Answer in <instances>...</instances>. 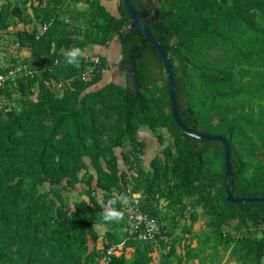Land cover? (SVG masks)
Returning <instances> with one entry per match:
<instances>
[{
  "label": "trees",
  "instance_id": "1",
  "mask_svg": "<svg viewBox=\"0 0 264 264\" xmlns=\"http://www.w3.org/2000/svg\"><path fill=\"white\" fill-rule=\"evenodd\" d=\"M38 1L29 16L22 14L21 5L0 11V33L35 21L31 32L16 33L14 41L19 50H30V58L13 62L0 73L16 64L36 73L33 78L21 75L9 81L0 92V260L90 264L98 256V264L108 246L100 254L90 251V244L98 239L95 227L117 225L104 220L105 204L114 198L121 204L131 187L142 196L143 210L161 224L164 213L184 217L191 201L209 219L215 253L219 248L226 253L233 249L236 264H264L263 241L235 239L225 231L233 223L244 227L264 220V203L228 202L224 145L187 136L174 120L171 101L163 106L165 95L170 100L163 60L140 29L126 33L132 18L123 1L120 18L108 12L102 0ZM70 2L88 5L84 27L61 22L60 8ZM133 4L139 14L158 6L164 15L149 30L172 62L182 123L194 132L227 139L235 198H264V0H235L231 8L223 0H133ZM11 19L17 21L10 23ZM46 23L51 26L39 35ZM117 38L120 66L133 64L137 90L109 83L91 91L108 66L101 58V73L91 83H82L80 75L89 66L85 52L90 46L109 47ZM205 40L233 44L221 60L213 61L196 47ZM73 48L84 53L78 68L65 59ZM70 79L75 83L67 85L63 95L51 88ZM36 84L38 99H32ZM14 103L19 110L12 108ZM152 139L168 146L146 170L143 158ZM85 159L94 164L96 174L79 180L88 169ZM212 161L221 165L216 177L211 174ZM66 180L71 187L84 183L87 191L94 192H88V201L76 203L72 212L60 190ZM45 184L54 188L50 203L46 195L37 194V187ZM98 192L108 197L106 203L98 199ZM158 194L165 198L164 209L156 200ZM164 233L159 239L161 250L166 248ZM107 236L110 245L119 244L113 233ZM128 241L135 250L131 264H152L154 245L131 236ZM137 243L142 247L134 246ZM184 260L200 261V257L189 247ZM114 264H125V258L116 256Z\"/></svg>",
  "mask_w": 264,
  "mask_h": 264
},
{
  "label": "rangeland",
  "instance_id": "2",
  "mask_svg": "<svg viewBox=\"0 0 264 264\" xmlns=\"http://www.w3.org/2000/svg\"><path fill=\"white\" fill-rule=\"evenodd\" d=\"M223 1L226 8H231L235 3V0H223ZM38 2H39L38 0H0V11L3 7H8V5L11 6L17 5V7L21 5L24 7L23 10L24 13L22 14L25 16H29L27 12L29 11L31 14H34V8L38 5ZM77 8H78L77 4L72 2L68 4L65 3L64 5H62V7L60 8L61 22H64L69 25H73L76 28L84 27L86 20L89 18V14L87 12L88 10L79 11ZM107 11L109 12V10ZM15 21H16L15 19H11L9 22L14 23ZM15 30L16 29H11L9 30L10 32L6 34L7 36L11 37L7 40L9 41V44L12 45L15 44L14 42L15 41L14 39L16 37ZM0 39L6 40L5 38H0ZM232 44L233 43L229 45H222L215 43L211 40H205L198 42L196 47L198 50L210 56V58L213 61H219L230 50ZM9 48L11 47L9 46ZM93 50L94 49L92 47H89L86 50V53H91L93 52ZM106 55H107L106 56L107 59L103 58V60L106 62L108 69L106 70V73L103 74L101 81L98 84H96L91 91L99 90L109 83H114L124 87H129L126 74L124 71L121 70V66H120L121 43L119 38H117L111 44L110 52L107 51ZM14 57L15 56L13 55L12 48L10 49V52L1 51L0 69L11 66L12 65L11 60L18 59ZM38 95H39L38 84H36L30 96L32 99H38ZM17 98L18 97H16L15 99L17 100ZM162 102H163V106H167L168 103L170 102L168 96L165 95L163 97ZM12 108H16L18 110L20 109L18 105H16L15 103L12 105ZM0 109L2 110L3 106H0ZM142 132L148 133L146 129H143ZM162 133H167V132L162 131ZM152 140L153 141H150L151 145L146 150L143 158L146 170H149V165L152 159L160 155L164 156L163 151L168 146V142L163 145H160L156 139H152ZM21 153L23 154L25 152H21ZM121 153L122 151L120 150L116 151V154L118 156H120ZM84 161L88 167V169L86 170L88 174H85L86 171L81 172L79 174L80 175L78 178L79 180L84 178L86 179L87 175L89 174H93V175L96 174L94 169V164H92L88 159H85ZM0 167H2L1 162H0ZM103 167L107 168L106 162H103ZM220 167L221 165L219 163H216L215 161L210 162L211 174L213 177H216L218 175ZM120 169L122 171H125L126 168L121 165ZM13 183H15V181ZM83 185L84 183L79 184L75 187H71V183L67 180L60 185V190L63 192L62 196L68 198L70 202V206H71L70 212L73 211L74 208L73 206L76 203H79L81 201H88V197L85 195H87L89 191H87ZM33 186L34 185L31 182V184H29V187L32 188ZM36 190L38 195L40 194L46 195L45 200L47 201V203H50L55 199L54 188H52L48 184L38 186ZM93 193L94 192L90 190L89 194L93 195ZM2 195L3 194H0V198L2 197ZM98 199L106 203L108 197L102 196L101 192H98ZM109 201H107L108 205L105 204L106 212L108 211ZM164 205H166V202H163V204H161L162 207H164ZM111 207L116 208L114 205H112ZM187 207H188V211L186 212L185 216L182 218L176 217L174 213L163 214L165 218L163 217L162 224L165 232L163 233L166 236V240H165L166 248H163V250H161L157 254L156 258L152 260V264H180V260H182L181 264H236L235 258L231 256V252L233 249L230 250L228 253L222 250V248H219L217 253H215L212 250L214 246L215 237L213 231L208 227L209 219L207 215L204 214L201 209L198 210L194 209L191 201L187 202ZM187 230H191L192 233L191 234L186 233L185 231ZM225 231L226 233L231 234L232 237L235 239H240L242 236H247L253 239H259L264 242V220L258 222L255 225L247 224L244 227H240L238 226L237 223H233L228 228H226ZM134 246L137 247L141 245L140 244L138 245L137 243V245ZM189 247H192V249H195L197 251L200 257V261L189 262L184 260V255L188 251ZM133 256L135 257V255ZM134 257L131 259L130 261L131 263L133 262ZM97 258L98 256L93 257L91 259L90 264H95ZM0 264H13V263L8 261L6 258L5 260H0Z\"/></svg>",
  "mask_w": 264,
  "mask_h": 264
},
{
  "label": "built area",
  "instance_id": "3",
  "mask_svg": "<svg viewBox=\"0 0 264 264\" xmlns=\"http://www.w3.org/2000/svg\"><path fill=\"white\" fill-rule=\"evenodd\" d=\"M43 7H46V2L43 1ZM51 24H44L39 29V35L46 33ZM18 49V46L15 45ZM88 68L87 70L80 75L79 80L84 84L91 83L97 76L101 73L102 61L99 56H91L88 58ZM36 73L28 69L27 65L16 64L14 68L9 69L6 73H0V92L6 87L9 81L16 79L21 75L26 77L33 78ZM75 83V79H70L65 83H54L51 85L53 91L59 93L60 95L64 94V91L67 85H72ZM167 192H165L166 194ZM166 196V195H165ZM127 198L128 203L124 204L123 202L118 205V201L114 198V206H119L118 208L126 220L130 236L134 240L141 243H150L155 246V252L153 253V259L156 258L157 254L161 251V243L159 239L163 234V226L159 219L151 217L146 213L141 205V195L133 192L131 187L127 188L126 194L124 195ZM156 200L160 202V208L164 209L161 206L165 201V198L161 197L160 194L156 196ZM166 240V239H165ZM119 246L111 245L109 248L104 250L101 253V258L98 264H114V258L118 255Z\"/></svg>",
  "mask_w": 264,
  "mask_h": 264
},
{
  "label": "water",
  "instance_id": "4",
  "mask_svg": "<svg viewBox=\"0 0 264 264\" xmlns=\"http://www.w3.org/2000/svg\"><path fill=\"white\" fill-rule=\"evenodd\" d=\"M125 8L130 14L132 20L127 27L126 33L130 34L136 29H140L142 34L146 37L152 47L158 52L161 59L163 60L167 79L169 86V96L171 101V107L173 111V116L178 127L189 137L208 142H221L224 145L225 151V161H226V173H225V191L227 195V200L232 204H253V203H264V198H255V199H237L234 197L235 193V182L234 175L232 170V161H231V148L227 139L223 137H216L212 135L202 134L194 132L188 129L181 121L178 113L177 107V97H176V81L175 74L172 62L167 55V53L160 46L159 42L153 37L149 30L151 24L162 22L164 15L160 14L159 7H154L142 13H137L133 0H122ZM128 40V37H127ZM123 42V41H122ZM121 70L125 72L126 78L129 84V90L135 92L137 90L136 75L133 73V64H127L121 67Z\"/></svg>",
  "mask_w": 264,
  "mask_h": 264
},
{
  "label": "crops",
  "instance_id": "5",
  "mask_svg": "<svg viewBox=\"0 0 264 264\" xmlns=\"http://www.w3.org/2000/svg\"><path fill=\"white\" fill-rule=\"evenodd\" d=\"M102 4L105 6V8L107 10H109V12L113 16H115L117 18H120V14H119L120 0H113V1H110V2L106 1V0H102ZM77 7H78L77 9L79 11L88 10L87 9L88 5H86L85 3H78ZM34 24H35V21L30 23L29 25L19 24L16 27H11L9 30L16 29L15 30V34L20 32V31H24V30H27V31L31 32L33 30V28H34ZM9 30L6 31V32L0 33V38H5L6 39V40L0 39V52L1 51L10 52V49L12 48L13 55L16 58H18V59H15V60L12 59L11 63L16 62V61L19 62V61H23V60L29 59L30 56H31L30 50H28V49L19 50V49L16 48V46H15L16 44H13V45L9 44V41L7 39H9L11 37L6 35V34H8L10 32ZM9 46L11 48H9ZM90 47H92L94 50L91 53H86L85 52V56L86 57L100 56L102 59L103 58L107 59L106 58V56H107L106 52L107 51L110 52L111 45L109 47H100V46H90ZM107 62H108V60H107ZM109 67H110V64H109ZM105 73H106V71L104 72V74ZM108 210H109V208H108ZM116 223H117V225H115V226L97 225L95 227V230L98 233V239L95 242H92L90 244V251L91 252L94 251V252L100 254L102 252V250H104L106 248V246H108L107 248H109V246H111V245L109 244V240H108L107 234L110 232V233H113L115 238L119 241V244L116 245V246L120 247L117 256H123L125 258V264H131L130 261L134 257L133 255H135V250L128 245V240H129V236H130L129 228H128L127 224H125L123 222L122 219L119 220V221H116Z\"/></svg>",
  "mask_w": 264,
  "mask_h": 264
},
{
  "label": "clouds",
  "instance_id": "6",
  "mask_svg": "<svg viewBox=\"0 0 264 264\" xmlns=\"http://www.w3.org/2000/svg\"><path fill=\"white\" fill-rule=\"evenodd\" d=\"M83 56H84V53L81 49L73 48L67 52L65 59L69 65H72L78 68L80 66V62ZM121 200L124 204L128 203V200L125 197H121ZM114 203L115 201H109V210L104 215L105 221H109V222L119 221L123 218L122 214L119 211L111 207Z\"/></svg>",
  "mask_w": 264,
  "mask_h": 264
}]
</instances>
